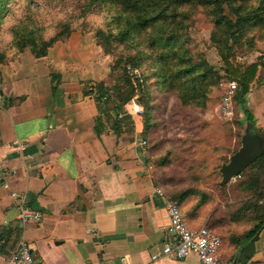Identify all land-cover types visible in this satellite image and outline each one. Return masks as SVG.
I'll list each match as a JSON object with an SVG mask.
<instances>
[{
  "label": "crops",
  "instance_id": "obj_1",
  "mask_svg": "<svg viewBox=\"0 0 264 264\" xmlns=\"http://www.w3.org/2000/svg\"><path fill=\"white\" fill-rule=\"evenodd\" d=\"M52 48L40 58L23 49L0 63V264L19 240L29 245L36 264H110L121 258L130 264H197L192 253L150 260L163 241L174 238L167 201L175 202L190 229L205 227L219 238L222 260L264 264V223L246 239L257 222L255 211L225 215L226 204L208 188L209 175L214 179L208 161L222 159L221 150L200 162L164 156L155 168L151 160L159 152L137 113L129 109L134 115L128 126L114 124L110 112L83 94L79 67ZM246 106L264 137V82L249 90ZM25 139L23 149L14 148ZM165 165L178 166L180 174L195 165V181L172 175ZM177 190L193 192L177 201ZM21 198L40 214L37 222L16 218Z\"/></svg>",
  "mask_w": 264,
  "mask_h": 264
},
{
  "label": "rangeland",
  "instance_id": "obj_2",
  "mask_svg": "<svg viewBox=\"0 0 264 264\" xmlns=\"http://www.w3.org/2000/svg\"><path fill=\"white\" fill-rule=\"evenodd\" d=\"M259 3L260 0H229V6L224 0H189L173 8L175 14L166 25L178 30V38L190 49V59H203L211 68L210 72L216 76V83L210 88L202 108L181 105L174 94L165 93L157 77L158 64L155 63L154 48L140 37H135L132 42L121 38L119 28L122 14L115 4L105 0H6L3 8L6 12H2L0 19V53L5 54L14 49L10 45L13 28L19 31L17 38L27 37L28 41L31 38L29 33L36 42L60 33L58 39L47 48L46 54L48 49L54 47L51 50L53 55L79 67L77 75L81 71L83 78L80 81L94 99L98 97L97 89L101 87L105 96L99 97L98 104L104 112H110L109 117L115 123L121 120L125 126L130 124L131 116L134 115L128 112L131 99L141 106V111L136 114L140 121H143L145 113L149 115L146 120L149 119L147 123L151 124L148 128L153 148L159 152L158 160H151L155 168L160 166L158 162L164 156L173 155L179 162L185 159L200 162V157H211L221 150L222 159L208 161V168L214 169L215 173L214 179L209 175L208 188L211 194L218 196L217 201L226 204V210H222V213L227 215L237 205L246 206L244 201L247 198L235 189V184L241 178L229 182L219 193L217 184L220 174L217 166L227 162V154L240 144L245 124L241 108L234 97L237 82L230 103L231 115L226 118L220 111L222 92L231 81L225 73L221 53H228L231 60L242 65L249 64L257 55H264V28H250L240 38L231 36L226 41L222 35L212 37L211 32L216 19L223 20L224 17L234 22L233 9L244 6V11H248ZM23 49H27V55L33 57L28 46ZM132 62L137 63L139 78H131L127 72L126 66L134 67ZM258 71L259 78L264 80L263 70ZM122 76L127 78L133 88V95L118 107L119 114L116 116L113 111L117 101L116 88L121 87L125 92V86L120 81ZM168 168L178 178L185 181L194 178L195 181V165L186 168L185 174H180L176 165H169ZM206 177L203 178L204 182ZM179 192L181 190L176 191ZM248 200L253 201L252 198ZM255 201L260 207L259 200Z\"/></svg>",
  "mask_w": 264,
  "mask_h": 264
},
{
  "label": "trees",
  "instance_id": "obj_3",
  "mask_svg": "<svg viewBox=\"0 0 264 264\" xmlns=\"http://www.w3.org/2000/svg\"><path fill=\"white\" fill-rule=\"evenodd\" d=\"M105 1L115 4L118 11L122 14V22L120 24L121 27L119 28V35L121 38L126 39L127 42H132L135 40V37H140L148 43V46L154 48V51L156 52L155 63L158 64L157 77L159 78V83L165 93L174 94L181 105L198 108L204 107L207 101V94L210 88L216 83V76L214 73L212 74L210 72L211 68L203 59H197L195 61L190 59V49L184 46L181 38H178L180 37L178 30H176L172 25H166V22L173 18V15L175 14L173 8L189 0ZM224 1L229 4V0ZM5 3L6 0H0V19L2 12H6V10L3 9ZM233 10L235 21L231 22L224 17L223 20L216 19L215 28L211 32L212 37L215 35H222L226 41L231 36L240 38L244 35V33L248 32V29L250 28H264V0H260L257 7L248 11H244V6H239ZM11 32L13 36L10 45L13 46L14 49L6 52L5 54L0 53V63H3L6 59L17 55L25 46L29 47L33 57H42L46 54L47 48H49L52 43L58 39V35H60V33H57L56 35L49 37L47 40L36 42V39L29 33L28 35L31 38L27 41V37L22 36L23 38H17L19 31L16 28H13ZM230 56L231 55L228 53H221L222 63L226 75L230 80L238 83L234 97L237 104L240 106L244 117V128L247 127L249 132L262 134L256 130L253 125L254 119L246 106V95L251 88L264 82V80L259 78L258 71L262 69L264 75V55H257L254 61L246 65H242L234 60H231ZM131 64L134 67L130 66V68H136L138 70L136 67L137 63L132 62ZM120 81H122V84L125 86V92L123 88L116 85L118 87L116 88V97L118 99L116 98V106L113 107V111L116 116L119 114L118 107H121V105L133 95V88L130 86L129 82H127V78L122 76ZM97 86L99 87L100 84ZM100 88L97 89L96 93L98 97H95V99L93 98L97 105V109L101 108V105L98 104L99 97L105 96ZM83 94L89 95L90 92L85 90L83 87ZM18 100H20V98H18ZM9 101L11 103L12 99ZM148 117L149 115L147 113L143 115L142 122L145 134L149 131L148 126H151V124L147 123V120L149 119L146 120V118ZM115 122L114 124H116ZM239 145L236 146L234 150H231L228 155L234 153L238 149ZM146 146L147 141L145 147ZM163 159L166 161L165 157H163ZM163 159L159 160L158 164H162ZM224 163L226 162H222V164ZM220 166L221 164L217 167L220 168ZM238 178L241 179L235 184L236 191L244 195H251L253 201L248 199L245 200L244 202H246L247 205L244 207L243 205L241 207L238 206L236 208L235 215L243 214L246 217L249 213L247 210H250L251 212L252 209L256 213V225L245 236L246 239H249L264 223V151L239 173ZM220 179L217 187L222 190L226 188L227 183L220 185ZM192 192V190H183L177 194L175 193L173 198L180 201L187 194ZM255 199L257 201L263 200L260 207H257Z\"/></svg>",
  "mask_w": 264,
  "mask_h": 264
},
{
  "label": "built area",
  "instance_id": "obj_4",
  "mask_svg": "<svg viewBox=\"0 0 264 264\" xmlns=\"http://www.w3.org/2000/svg\"><path fill=\"white\" fill-rule=\"evenodd\" d=\"M127 72L131 78H138L139 72L136 68H130L126 66ZM235 81L231 80L227 83L225 90L222 92L220 111L228 118L231 115L230 103L231 98L234 95L236 89ZM1 100V99H0ZM130 110L133 113H139L141 106L131 99ZM129 112V111H128ZM29 143L28 139H25L23 143H15V149L21 150ZM142 150H144L146 141L143 139L139 143ZM239 177V174L232 177L230 181H234ZM11 197H17L16 193H11ZM17 216L16 218L22 223L37 222L40 218V214L31 209L26 203L25 199L21 198L16 204ZM166 214L168 218V226L173 233V240H165L159 246V252L150 255V260L154 261L162 256L172 257L174 259H183L188 254L192 253L196 256L197 264H231L224 261L219 257V238L212 234L205 227H200L196 230L190 229L185 223L183 216L172 201L165 203ZM5 264H36L34 256L31 252L29 245L19 240L8 258ZM110 264H130L124 258L111 262Z\"/></svg>",
  "mask_w": 264,
  "mask_h": 264
},
{
  "label": "water",
  "instance_id": "obj_5",
  "mask_svg": "<svg viewBox=\"0 0 264 264\" xmlns=\"http://www.w3.org/2000/svg\"><path fill=\"white\" fill-rule=\"evenodd\" d=\"M264 151V137L262 134L249 132L248 128L243 129L240 137V145L238 149L228 156L226 163L219 168L221 176L220 185L230 181V179L238 175Z\"/></svg>",
  "mask_w": 264,
  "mask_h": 264
}]
</instances>
